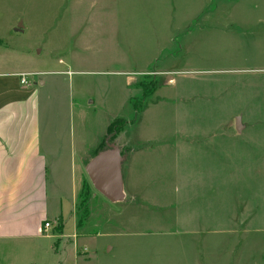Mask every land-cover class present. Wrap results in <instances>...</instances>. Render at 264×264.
<instances>
[{"label": "rangeland", "instance_id": "374dc122", "mask_svg": "<svg viewBox=\"0 0 264 264\" xmlns=\"http://www.w3.org/2000/svg\"><path fill=\"white\" fill-rule=\"evenodd\" d=\"M142 4L150 11L156 4L163 16L161 23L146 26L141 40L135 39L137 34L118 31L110 46H103L106 31L95 32L97 44L93 42L84 53L104 60L82 66L94 72H74L71 88L73 92L76 88L82 90L84 102V138L89 144L107 143L113 138L107 132L109 124L123 118L127 123L119 127L117 136L132 139L145 135L170 141L186 137L188 146L193 147L190 154L215 155L212 158L220 157V163L225 162L221 156H226V164L231 165L227 176H221L224 180L227 177L228 188H186L190 193L187 191L185 196L193 203L195 218L202 222L208 219L209 224V216L219 212V227L204 226L220 230H204L193 237L178 232L184 227L170 226V220L156 229L129 224L130 230L114 221L113 227L119 228L114 230L142 233L154 229L150 231L159 233L172 229V247L167 243L169 238L157 239L154 246L147 247L179 249L178 264H187V259L192 264L195 258H187L192 250L206 264H264V0H147ZM204 9L209 13L196 14ZM63 13L60 0H36L34 6H29L28 0H0V71L66 68V64L59 63L60 59L67 60L69 48L68 23ZM170 16L172 21L168 22ZM88 26L84 18L83 27ZM130 76L137 78L128 86ZM146 78H157L162 85L144 98L138 84ZM170 78L175 81L170 83ZM135 97L141 105H154L147 115L141 113L132 121ZM92 100L95 104L90 103ZM237 119L244 121L241 131ZM168 179L169 174L159 173L148 183L164 185ZM183 199L180 191L178 197L167 195V200H175L176 207ZM209 199L212 204L220 202L221 210L208 212L203 205ZM131 211L129 219L140 217L138 211ZM156 212L171 218L169 208ZM83 213L78 205L77 219ZM88 217L83 219L82 231L92 225V231L106 230L100 225L104 217ZM139 233L131 235L132 240L100 237L95 246L101 250L109 242L117 249L126 242L138 248L143 238ZM89 249L91 253L96 251L94 246Z\"/></svg>", "mask_w": 264, "mask_h": 264}, {"label": "crops", "instance_id": "0c3cea01", "mask_svg": "<svg viewBox=\"0 0 264 264\" xmlns=\"http://www.w3.org/2000/svg\"><path fill=\"white\" fill-rule=\"evenodd\" d=\"M28 1L29 6L36 3ZM145 1L60 0L62 17L68 23L69 48L67 60L60 59L59 63L66 64V68L0 71V264H178L179 249L147 247L154 246L160 238H169L167 243L172 247V229L119 233L113 222L130 230L129 224L156 229L170 220V226L184 227L178 232L193 237L204 230H220L204 226L208 219L202 222L195 218L193 203L185 195L186 188H228L227 177L221 178L223 174L227 176L231 165L226 164V156H221L225 162L220 163V157L212 158L215 155L190 154L193 147L188 146L186 137L170 141L145 135L132 139L118 135L103 145H90L82 133L84 102L82 90L76 88L73 92L71 88L74 72H94L82 66L104 60L84 53L93 47V42L97 44L95 32L106 31L103 46H110L118 31L137 34L135 39L141 40L146 26L152 28L161 23L163 16L157 5L150 11L142 4ZM201 12L209 13L204 9L196 14ZM171 16L168 22L172 21ZM84 18L89 23L85 28ZM140 72L143 71L137 73ZM21 73H35L37 77L22 84ZM130 77L128 86L137 78ZM174 81L170 78V83ZM90 103L95 104V100ZM153 105H148L143 114L147 115ZM239 121L237 127L241 131L245 124ZM159 173L169 174L170 179L164 185L148 183L151 176ZM179 191L184 199L176 207L175 200H167V195L178 197ZM164 192L166 196L162 197ZM84 193L90 207L88 219L104 217L100 225L106 230L92 231V225L82 231L77 207ZM203 206L208 212L222 208L220 202L215 200L212 204L210 199ZM163 208L170 209L171 218L155 213ZM128 210H133L131 214L138 211L140 217L129 219ZM209 217L208 226L219 227V212ZM138 233L143 237L138 248L126 242L117 249L109 242L101 250L95 246L100 237L132 240L131 235ZM90 245L96 251L91 253ZM188 256L195 258L192 264H206L196 250ZM186 263L191 264L190 259Z\"/></svg>", "mask_w": 264, "mask_h": 264}, {"label": "trees", "instance_id": "16d2710c", "mask_svg": "<svg viewBox=\"0 0 264 264\" xmlns=\"http://www.w3.org/2000/svg\"><path fill=\"white\" fill-rule=\"evenodd\" d=\"M142 88V96L144 98H147L149 96H152L157 89L162 85L160 80L157 78H151V79H144L140 81L138 84ZM139 99L136 97L132 100V103L134 105L135 110V116L133 117L132 121L136 120L139 117V114L143 113V111L148 106V103H145L144 105H141L139 103ZM123 122L127 123V120L121 118L120 119H114L108 126V134H111V136L114 138L117 136L119 127L123 125ZM120 123V124H119ZM100 145H103V142L100 143ZM88 195L86 194L85 197H82L81 202L79 203V209H83L84 213L78 217V223L81 225L83 223V219L87 218L89 215V208L87 206V199Z\"/></svg>", "mask_w": 264, "mask_h": 264}, {"label": "built area", "instance_id": "2783aa9c", "mask_svg": "<svg viewBox=\"0 0 264 264\" xmlns=\"http://www.w3.org/2000/svg\"><path fill=\"white\" fill-rule=\"evenodd\" d=\"M35 73H21L20 74V78H21V83L22 84H29L30 82H29V77L31 76V75H34ZM45 226L46 227H49L50 226V223L49 222H46L45 223Z\"/></svg>", "mask_w": 264, "mask_h": 264}]
</instances>
